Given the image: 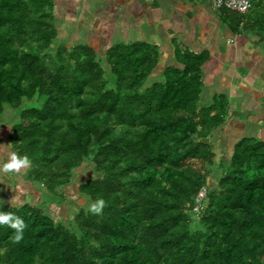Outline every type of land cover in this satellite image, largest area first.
<instances>
[{"label":"trees","instance_id":"16d2710c","mask_svg":"<svg viewBox=\"0 0 264 264\" xmlns=\"http://www.w3.org/2000/svg\"><path fill=\"white\" fill-rule=\"evenodd\" d=\"M54 3L0 0V143L29 157L21 177L44 193L0 200L26 225L19 241L0 225V264H264V140L244 135L219 159L214 136L230 104L224 94L202 100L209 52L173 40L175 64L159 70L148 42L103 57L69 47ZM219 12L232 34L246 30L245 16ZM251 31L264 34V6ZM81 169L79 194L105 204L64 223L49 198L65 199Z\"/></svg>","mask_w":264,"mask_h":264},{"label":"crops","instance_id":"0c3cea01","mask_svg":"<svg viewBox=\"0 0 264 264\" xmlns=\"http://www.w3.org/2000/svg\"><path fill=\"white\" fill-rule=\"evenodd\" d=\"M119 2L122 39L119 43H133L130 39L134 37L135 42L157 45L161 60L166 54L171 59L170 65L175 64L173 40L195 53L208 51L210 59L205 64L202 96L206 95L205 102L216 94H224L229 99V114L222 131L237 135L235 142L246 131L251 136L264 138V34L251 31V23L262 10L264 0L253 1V8L244 19L246 30L239 35L231 33L209 0ZM60 10L61 4L55 0L59 32H72V21L67 16L63 23Z\"/></svg>","mask_w":264,"mask_h":264},{"label":"rangeland","instance_id":"374dc122","mask_svg":"<svg viewBox=\"0 0 264 264\" xmlns=\"http://www.w3.org/2000/svg\"><path fill=\"white\" fill-rule=\"evenodd\" d=\"M79 1L59 0L61 4L60 15L63 18V23H66L67 20L65 18L68 16L72 21L73 27L72 32H70L71 30L60 31L59 41L61 44L69 47L77 44H89L103 57L105 51L111 45L117 44L122 40L119 27L120 2L119 0H82L81 4H79ZM130 40L132 42L136 41L134 37H131ZM164 55L162 60H160L159 70L171 64L170 57L166 54ZM155 76L158 78V74ZM206 98V95L202 96V100ZM3 132V127H1L0 137H4L5 133ZM250 134L246 131V133H242L240 136H249ZM214 137L216 140L218 139L216 146L218 148L219 159L228 160L237 135L234 136L232 133L225 134L223 131H220ZM11 153L13 152H11L8 146L0 143V165H3L10 159ZM25 172L26 167H22L19 171L3 172L4 174L0 179V191L2 190L4 195L9 197V199L5 200L4 196L0 193V200L5 203L4 205L24 201L28 195H33L36 201L40 202L43 200L44 193L40 188L38 186H29L23 180V177H21ZM80 174L81 176L74 183L65 188V199L49 198L52 204L48 208L53 213V217L64 223H69L73 219L76 210L90 205L87 199L81 196L78 191L79 185L87 177L85 171L82 169ZM213 179L217 180V175Z\"/></svg>","mask_w":264,"mask_h":264},{"label":"clouds","instance_id":"9594fccd","mask_svg":"<svg viewBox=\"0 0 264 264\" xmlns=\"http://www.w3.org/2000/svg\"><path fill=\"white\" fill-rule=\"evenodd\" d=\"M30 159L27 155H17L15 152L11 153L10 159L3 164V171L11 172L13 170L19 171L22 167L30 164ZM105 204L103 198H98L91 203L90 209L93 213H100ZM7 224L12 228L17 229L15 240L19 241L23 237V229L26 227L25 221L22 217L11 211H0V225Z\"/></svg>","mask_w":264,"mask_h":264},{"label":"built area","instance_id":"2783aa9c","mask_svg":"<svg viewBox=\"0 0 264 264\" xmlns=\"http://www.w3.org/2000/svg\"><path fill=\"white\" fill-rule=\"evenodd\" d=\"M213 8L217 11L227 10L237 13L241 16L247 15L253 8L251 0H209ZM206 196L205 190H201L196 198V203H202ZM198 206L195 208L197 210Z\"/></svg>","mask_w":264,"mask_h":264}]
</instances>
